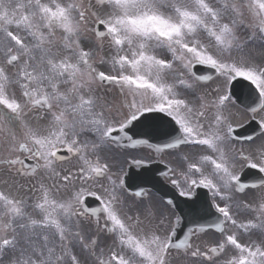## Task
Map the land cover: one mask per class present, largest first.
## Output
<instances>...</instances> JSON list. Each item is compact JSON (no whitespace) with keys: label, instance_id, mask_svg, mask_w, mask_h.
<instances>
[{"label":"snow or ice","instance_id":"6c2138e0","mask_svg":"<svg viewBox=\"0 0 264 264\" xmlns=\"http://www.w3.org/2000/svg\"><path fill=\"white\" fill-rule=\"evenodd\" d=\"M0 264H264V0H0Z\"/></svg>","mask_w":264,"mask_h":264}]
</instances>
